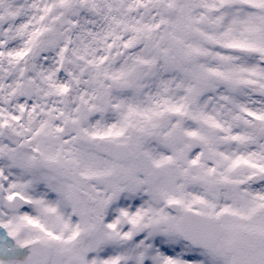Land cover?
<instances>
[{"label":"snow or ice","instance_id":"1","mask_svg":"<svg viewBox=\"0 0 264 264\" xmlns=\"http://www.w3.org/2000/svg\"><path fill=\"white\" fill-rule=\"evenodd\" d=\"M0 264H264V0H0Z\"/></svg>","mask_w":264,"mask_h":264}]
</instances>
